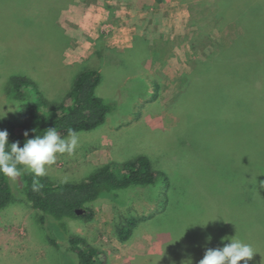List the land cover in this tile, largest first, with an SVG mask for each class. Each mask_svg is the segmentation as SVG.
I'll use <instances>...</instances> for the list:
<instances>
[{"label":"rangeland","instance_id":"obj_1","mask_svg":"<svg viewBox=\"0 0 264 264\" xmlns=\"http://www.w3.org/2000/svg\"><path fill=\"white\" fill-rule=\"evenodd\" d=\"M67 1L0 0V109L15 102L17 110L6 117L19 121L23 118L20 101L39 103L45 109L39 91L48 103L62 101L71 87L72 70H80L87 62L102 66L99 89L113 104V116L100 127L78 132L75 152L58 154L46 166V175L57 182H77L87 179L98 166L110 164L119 171L122 163L142 154L170 182L168 186L166 178L160 177L154 186L104 195L88 205L94 211L92 219L67 221L70 234H79L102 250L107 264H183L189 257L198 264L207 248L223 247L225 236L252 245L257 253L248 264H264V49L263 76L248 81L244 91L228 92L230 98L224 99L212 92L201 93L192 85L194 91L174 98L182 78L158 81L154 77L147 91L143 78L132 73L114 76L116 59L126 54L137 57L138 45L122 55L116 47L103 48L109 55L105 61L98 56L103 53L102 39L96 41V48L71 51L67 9L90 0H73L62 8ZM129 3L124 1L123 7L129 10ZM221 3L164 0L160 5L156 1L161 10L184 6L190 12V25L196 27L192 31L199 33L187 41L188 51L183 53L191 71L198 62L217 58L242 31L232 13L220 15ZM174 46L162 45L160 50L149 51L150 56L172 57ZM76 58L81 61L70 64ZM14 75L28 77L32 83L18 91ZM119 109L130 113L131 122L120 123ZM250 121L254 123H242ZM22 184L21 176L11 181L14 200L0 211V264H80L63 237L62 222L49 217L43 223ZM133 218L138 224L131 237L122 241L117 229Z\"/></svg>","mask_w":264,"mask_h":264},{"label":"trees","instance_id":"obj_2","mask_svg":"<svg viewBox=\"0 0 264 264\" xmlns=\"http://www.w3.org/2000/svg\"><path fill=\"white\" fill-rule=\"evenodd\" d=\"M156 1L161 3L164 0ZM72 2L73 0H68L62 8ZM219 2H223L220 15L227 17L232 13L235 17L234 21L242 31L213 62H198L197 73H207L208 79L218 75L216 94L228 99L234 90L244 91L248 81L255 82L259 76H263L261 66L264 49V0H219ZM57 9L59 11L61 8ZM57 28L60 29V25ZM64 37L66 40L69 39L65 35ZM98 54L103 60L109 57V55L103 56L101 52ZM12 80L18 91L22 85L27 86L32 83L28 77L22 75H14ZM70 80L71 87L62 101L53 100L48 103L43 98L44 92L39 91L41 104L46 105L45 109L40 108L39 103L24 99L20 101L23 110L21 120L13 121L7 117L0 120V130H7L9 133V144L18 141L23 147L26 139L34 138L36 134H43V130L51 127H55L62 137H67L70 129L77 133L91 131L106 122L108 115L115 108L109 100L97 93L103 82L101 70L89 66L87 62L80 70H72ZM192 85L195 86L188 81L184 94H189ZM223 121L233 122L224 118ZM242 123L247 126L254 121ZM25 131L29 133L28 137L24 136ZM160 177H165L167 180L166 174L156 168L149 157L142 154L122 163L119 171H115L110 164L98 166L87 179L77 182H57L47 175L35 177L27 170L21 174L24 195L32 206L41 212L40 220L45 223L49 217H52L55 221L62 222L65 232L63 237H67L80 264H107V257L102 250L89 244L81 235L70 234L67 221L77 218L90 220L94 217L93 209L88 206L90 203L106 194H115L123 189L154 186ZM34 182L37 187H34ZM166 184L170 185L169 180ZM13 200L11 180L0 174V211L10 206ZM78 208L86 209L88 212L77 215ZM138 221L133 218L118 227V236L122 241L131 237ZM53 242L55 243L56 240L53 239Z\"/></svg>","mask_w":264,"mask_h":264},{"label":"crops","instance_id":"obj_3","mask_svg":"<svg viewBox=\"0 0 264 264\" xmlns=\"http://www.w3.org/2000/svg\"><path fill=\"white\" fill-rule=\"evenodd\" d=\"M124 1L130 2L127 4V6H130L129 10L123 7ZM134 4L137 5V8L134 7ZM162 4L163 2L160 3V5ZM166 4L169 6L168 3ZM158 7L156 0H90L86 4H78L76 2V4L70 5L67 9L70 12V19L67 17L70 22V31L65 30L70 34V50L96 48L98 39H102L101 43L103 45L101 49L103 53L101 54L103 56L108 55L103 48L116 47L122 55L123 51H132L138 45L140 48H138V54L136 52L137 57L129 58V54H126L125 57L116 59V68L114 70L116 75L114 76L120 77L118 76L120 74L132 73L137 77L143 78L148 84L145 85L147 91H150V84L154 85V77L158 81H164L167 77L174 81L182 78L181 87L174 98L184 94L188 81L196 85L195 89H201V93L210 90L216 94L219 76H211L208 79L206 78L209 76L207 73L198 74L197 64L194 65L191 71L186 61L187 58L184 59V54L188 51L187 41L191 42L199 34L192 31L196 27H191L190 25V12L184 6L170 7L167 11ZM210 33H216L215 28L212 27ZM208 39L210 40V38ZM74 43L78 45L74 47ZM166 44L175 45L172 48L175 52L174 56L171 57L170 54L161 55V57L150 56L149 51H154L153 49L160 50L162 45ZM87 57L85 56V59ZM89 58L93 60V54ZM214 60H203V62H213ZM79 61L81 59H70V64ZM99 63H102V61L100 60ZM99 69L103 73V67L101 66ZM99 88L97 90L98 95L106 98L104 94L100 93ZM194 90L189 88V92ZM119 111L122 112L121 109ZM113 114L112 112L108 115L106 122ZM124 114L126 113L122 112L119 118L120 123L131 122L130 113ZM138 121L140 120L135 122Z\"/></svg>","mask_w":264,"mask_h":264},{"label":"clouds","instance_id":"obj_4","mask_svg":"<svg viewBox=\"0 0 264 264\" xmlns=\"http://www.w3.org/2000/svg\"><path fill=\"white\" fill-rule=\"evenodd\" d=\"M9 106L7 111L4 106ZM15 106L13 108L12 106ZM17 110L16 103L11 102L4 104L0 109V120H3L9 112ZM35 131V130H34ZM29 133L24 132V136L28 137ZM9 133L7 130H0V174L15 182L21 176L24 170H27L35 177L46 175V166L52 165L58 154H73L79 145V134L74 130H69L67 137H62L55 127L43 130V134H36L34 138L26 139L23 147L19 142L9 144ZM34 187H37L34 182ZM206 224H199L206 226ZM211 236L207 237L208 242ZM227 241V243H225ZM221 244L223 247L207 248L204 256L199 260L198 264H248L257 253L251 244L234 237H222ZM183 264H193L189 257Z\"/></svg>","mask_w":264,"mask_h":264},{"label":"water","instance_id":"obj_5","mask_svg":"<svg viewBox=\"0 0 264 264\" xmlns=\"http://www.w3.org/2000/svg\"><path fill=\"white\" fill-rule=\"evenodd\" d=\"M87 212L88 211L86 209H83V208L76 209L77 215H83V214H86Z\"/></svg>","mask_w":264,"mask_h":264}]
</instances>
